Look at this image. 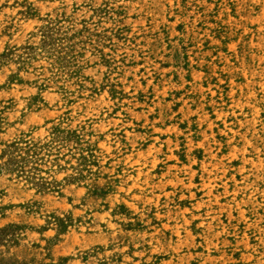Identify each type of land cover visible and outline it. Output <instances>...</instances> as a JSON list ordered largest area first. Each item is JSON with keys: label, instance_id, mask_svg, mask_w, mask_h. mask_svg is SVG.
<instances>
[{"label": "clouds", "instance_id": "obj_1", "mask_svg": "<svg viewBox=\"0 0 264 264\" xmlns=\"http://www.w3.org/2000/svg\"><path fill=\"white\" fill-rule=\"evenodd\" d=\"M27 2L40 10V16H44L45 12H51L53 9L59 11L62 6L71 9L73 0L43 2L27 0ZM75 2L79 3L80 0ZM100 3L101 0H95L96 5ZM5 4L15 12L20 0H15V7L14 0H0V6ZM213 5H218L220 15H216ZM117 6L123 7L128 16L136 13L137 29L133 37L136 43H129L110 53L105 49V53L112 57L111 66L104 68L96 65L79 78L86 89L94 86L99 94L94 97L85 94L83 101L73 110L65 101L79 92L78 85L68 91L57 89L59 95L51 104L37 93L38 99L34 103H29L28 107L21 103L20 109L15 113L16 116H20L21 112L24 115L30 111L41 113L39 127L45 130L44 133L37 132L36 135L28 137L30 141L48 144V150L40 153L43 159L35 161L40 169L36 178L59 185V191L63 193L62 197H56L59 207H54L48 201L47 195L41 196L35 188L31 189V198L43 201L39 214L32 221L34 229L46 224L48 213L55 212L57 216L63 218L75 205L80 206L77 214L83 217L82 226H75L83 239L78 238L76 241L55 240L57 236L55 223L50 224L46 228L47 231H33L46 240L53 241L56 249L49 250L58 253L61 245L67 248L70 264H97V261L104 260L108 264H157L153 256L157 251L171 257V264H187L188 260H191L192 264H201L202 260H210L211 264H264V163L257 167L251 162L264 161V118H261V126L256 129V134H253L251 110L247 117L237 113V118L248 121V130L241 134L240 129L246 125L238 124L236 119H233L231 127L236 129L237 134L231 135L227 143L225 137L230 135L227 127L223 136L211 131L212 128L219 126V121L212 115L213 109L227 112L229 115L235 111L234 107H229L225 99L227 94L221 85L225 84L229 76L232 79L239 77L237 70L239 50L251 51L248 48L247 37L256 35L257 25L253 21L258 23L261 28L260 35L264 37V0H211V3L209 0H171V3L169 0H115V3L109 5L110 8ZM84 14L88 15L86 12ZM169 14L178 17L179 22L186 23L189 31L176 34L172 26L163 19ZM113 19L118 23L124 17ZM168 32H171V35ZM142 33L145 35H141ZM146 36L149 39H146ZM188 42H191V48L188 49L187 66L177 67L173 53L181 52L183 55V49L187 47ZM205 42L206 52L202 47ZM229 42L238 46L236 55L232 50L226 49L225 46ZM225 57L232 63L225 64ZM88 59L96 60L97 57L90 55ZM141 61L143 63H140ZM163 63H168L170 69L162 71L160 65ZM214 63L223 64L232 71L225 73L220 71L219 67L213 69ZM141 68L144 69L143 72ZM84 76L90 79L94 77L93 84L90 85ZM186 76L196 78L186 79ZM0 83L3 81L0 80ZM58 83H63V80ZM35 87L46 85L37 84ZM110 91L117 94L110 95ZM257 91L260 95L250 97L247 102L264 112V87ZM138 94H143V99L139 98ZM75 99L80 101V96H75ZM88 100L92 103L89 104ZM241 100L244 102L245 98L242 96ZM209 104L211 105L208 109L209 117L205 118V106ZM177 105L180 106V110L174 111ZM193 108L200 119L189 121L188 117ZM49 112L54 113L50 121ZM209 119L212 121L211 124L208 123ZM182 124L188 126L176 132L169 129V125L180 128ZM193 124L197 125L195 129L191 127ZM53 126H59L64 131L75 130L80 137V143L78 145L57 143L48 135ZM164 129L169 131L164 132ZM26 130L33 131L31 127ZM15 131H20L19 126ZM164 135L169 139H163ZM242 136L251 143H245ZM189 139L191 143H187ZM197 140L200 141L199 145L196 143ZM146 143L153 145L150 152H144ZM233 143L240 146L251 160L247 169L241 173L242 181L235 185L238 197L232 198L229 194L228 199L231 201V210L239 212V209H243V212L247 213V219L243 214H238L232 217L224 228L217 223L213 225L212 230L205 232L204 229L209 222V219L205 218L204 228L196 233L201 237L199 241L193 236L189 238L186 247L181 244L173 248L162 228L153 232L151 223L153 209L163 214L173 205L180 192L191 191L194 202L197 199L195 193L200 189L198 184L192 183V178L208 171L205 169V173H201L200 161L195 155L196 150L198 148L204 150V158L209 165L219 164L220 156L210 158L214 153H220L221 148L228 151ZM85 145L91 146L90 152L84 151ZM137 151L143 153L139 160L136 156ZM172 152L177 156L187 154V167H180L179 161H172L176 167L169 168V156ZM81 155L88 157L90 161L84 169H81L79 159ZM237 155L241 153L237 152ZM153 157L159 160L160 171L168 168V173L164 177L152 176L151 173L156 167L153 164ZM228 159L230 157H225L224 164H227ZM29 167H32V164ZM231 171L235 172V169ZM213 174L217 177L220 175L219 171ZM76 176L83 178L75 182L68 181L69 177ZM170 180L174 182V186L164 201L158 202L157 193L163 196L164 188ZM219 183L222 185L223 181ZM27 187L25 186V190ZM93 188L103 190L102 193L99 191L95 193L100 199H90L92 194L90 190ZM69 197L71 203L67 202ZM18 198L24 200L28 196L21 192ZM81 200L87 203L82 204ZM120 205L125 206L127 214L121 213ZM101 211L105 221L111 220L116 224L115 228L105 227L103 231L98 229L100 217L96 213ZM194 212H198V209ZM192 214L194 213H190V218ZM89 217L91 224L87 222ZM137 220L143 225L146 234H153L146 238L140 237L138 233H128L120 227L121 224H134ZM84 229L88 231L85 232ZM90 235L99 237V242L104 245V251L95 256L92 253L97 250L91 245L96 241H89ZM37 238L33 236L23 240L19 247L10 248L7 252L0 245V255L8 257L15 254L16 259L20 260L21 250L27 248L30 255L36 254L37 264H56L55 256L46 260L43 255L44 249L32 248V240ZM130 245L134 247L135 255ZM188 249L192 250L191 256L186 254ZM197 249L200 251H196ZM86 253L89 259L84 261L82 256ZM210 253L213 254L211 257ZM113 254L122 256L123 259L113 262L111 259Z\"/></svg>", "mask_w": 264, "mask_h": 264}, {"label": "rangeland", "instance_id": "obj_2", "mask_svg": "<svg viewBox=\"0 0 264 264\" xmlns=\"http://www.w3.org/2000/svg\"><path fill=\"white\" fill-rule=\"evenodd\" d=\"M27 0H20L19 7L16 8V11L13 12L12 8H10L7 4L0 6V52L3 50L5 44L9 42L10 44H21L24 41L30 40L33 41L29 37V32L32 31L37 25L36 17H29L27 15L22 14L24 10V6ZM43 2V0H41ZM110 3H115V0H101L99 5L95 4V0H80L79 3H76L73 0L71 9L63 7L67 14L75 15L76 18H84L86 20V24H88V31L85 32V38L83 42V68L81 73L89 72L92 67L99 65L101 67L107 68L112 64V57L110 54L105 53V49H108V52L116 51L119 47L128 45L129 43L135 44L136 40L133 39L137 29L136 23V13H131L130 16L126 15L125 9L121 6H117L114 8H110ZM171 3V0H169ZM211 3V0H209ZM15 0L13 7H15ZM100 8L101 10L94 12L93 8ZM215 9L216 15H220L218 5H213ZM36 15H39V9H36ZM54 9L49 12L53 13ZM88 13L85 15L84 13ZM111 12V15L109 13ZM48 12H45V14ZM113 17L120 18L124 17L123 20H114ZM169 25L172 26L176 34H182L189 31L186 23L179 22V18L169 14L163 18ZM127 21V22H125ZM111 22V23H110ZM196 22L195 20L193 21ZM256 24V35L247 37L248 40V48L251 51L244 52V50H239V68L237 69L239 72V77L237 79H232L230 76L225 81V84H222L221 87L224 89V92L227 94L225 99L229 103V107L235 108V111L229 115L227 112H218L215 109L212 110V115L217 118L219 121V126L212 128V133L218 132L221 136L224 135V129L227 127L229 129V136L225 137V143H227L231 139V135H236V129L231 127L232 120L236 119L238 124H245L246 126L240 129L241 134L245 133L248 128V121L241 120L237 118V113H241L244 117H247L249 114V110H251L252 120V131L253 134H256V129L259 128L261 118H264V112H261L260 109L252 103H248L247 100L252 96H259L260 92L257 89L264 87V37L260 35L261 28L256 21H253ZM199 26V25H198ZM163 31H167L166 29H162ZM171 35V32H168ZM145 35V34H141ZM139 39V37H136ZM146 39L149 37L146 36ZM145 41H141L144 43ZM111 46V47H110ZM171 47V45H169ZM205 52L207 51V42L204 45ZM226 49H230L233 51L234 55L237 53L238 46L229 42L228 45L225 46ZM191 48V42H188L187 47L183 49V55L181 52H174L173 57L177 67L183 65L187 66V62L189 61L188 49ZM81 50V49H80ZM223 54V53H221ZM96 56V60H89V56ZM123 62V60L121 61ZM140 63H143L142 61ZM225 64H231L232 61L225 57ZM87 66V67H86ZM170 65L168 63H163L160 65L162 71H166L170 69ZM219 67L222 72H230L231 68H225L223 64L216 65L213 64V69ZM142 72L143 68L140 69ZM179 72V69H177ZM8 73L7 68L0 69V80L5 82L6 75ZM202 75V73H201ZM175 78V77H174ZM186 79H195V76H186ZM85 80L89 82L90 85L93 84L94 77L91 79L88 76L84 77ZM131 79V78H130ZM223 79V77H221ZM0 83V84H3ZM75 86L74 83L68 84V88ZM206 87L207 85H202ZM115 87V86H113ZM96 87H89L82 89L84 94H89L87 96L94 97L99 93L97 92ZM103 87L101 86V91ZM38 90L33 87L31 84H12L8 86H4L0 88V145L3 143L15 138L22 131H27L26 129L31 127L33 129L32 135H36L37 132L40 134L44 133V129L39 127L42 115L40 112H29L27 115H24L21 112L20 116H16L15 113L20 109L21 103H24L25 107H28L29 103H34L36 100H32V96L36 95ZM43 99L47 100V103L51 104L59 95V92L54 88H49L46 90H42L39 93ZM117 94L115 91L113 93L110 91V95ZM140 95V94H138ZM244 97L245 100L242 102L241 97ZM141 99H143V94L140 95ZM84 97H81L78 103L72 105L73 109H75L80 102H82ZM88 103L91 104L92 101L88 100ZM211 107L209 104L205 106L204 117H209L208 109ZM180 106L177 105L174 108V111H179ZM195 108L192 109L191 115H189V121L196 119L199 120L200 117L195 114ZM54 113L49 112V121ZM21 116H23V121L21 122ZM151 119V117H148ZM139 119V116H137ZM209 124L212 123L211 119L208 121ZM19 126L20 131H15V128ZM187 124H182L180 128H177L175 125H169V129L173 132L180 131L183 127H187ZM193 129L197 127V125H191ZM169 129H164V132H168ZM139 131V130H138ZM201 137H203V133H201ZM165 140H168L169 137L164 135L162 137ZM242 138H244L242 136ZM219 139V137H217ZM245 143H251L246 138H244ZM192 141L189 139L187 143H191ZM197 145L200 144V141H196ZM153 145L151 143H146L144 145V152H150ZM2 147H0L1 150ZM237 152H240L241 155H237ZM223 153V155H220ZM220 153H214L210 159H215L216 156H220L219 164H211L205 161L204 158V150L202 148H198L195 152L196 158L200 161V170L201 173H205V169L208 171L205 174L197 175L192 178L193 184L199 185V191L195 193L197 199L193 202V193L189 192H180L173 205L165 211L163 214L155 212V208L153 209V218L151 220L153 226V232L157 229L162 228L164 230V235L168 238V243L175 248L177 245H187L190 237H195L197 241L201 239L196 233L204 228L205 218L209 219L207 224V228L204 229L205 232L212 230L213 225L219 223L221 228H224L228 221L238 215L243 214L244 218L247 219V213L243 212V209H239V212H233L231 210V201L228 199L229 194H231L232 198L238 197V193L236 192L235 185L240 183L243 179L241 173H243L247 167L248 163L251 160L250 157H247L246 154L243 153V150L240 146L233 143V146L228 151H225L224 148L220 149ZM137 160H139L143 153L137 151L136 153ZM225 157H230L228 159L227 164H224ZM128 159V157H126ZM188 157L187 154L182 156H177L175 152H172L169 156V168H175L176 164L172 161H179L180 167H187L186 161ZM134 163L136 161H133ZM253 165L259 167L261 163L264 161H251ZM153 164L156 165L152 171V176L156 177H164L168 173V168H165L163 171L159 170V160L156 157H153ZM195 169V166H193ZM231 169H235V172H232ZM219 171L220 175L217 177L213 173ZM227 177V179H225ZM219 181H223L221 185ZM157 183H160L157 181ZM25 186H27L22 181L13 178L12 176L2 175L0 176V227L8 224V223H16L22 225V229L18 230L15 233V237L10 236L6 241L1 243L4 251L7 252L10 248L19 247L21 241L27 240L30 237L36 236L37 239L32 240V248L33 249H44V259L48 260L55 256L56 262L62 258L67 257L66 261H63L62 264H70L69 252L67 248L63 245L57 251H52L56 249L55 244H49L46 242L45 238L39 235L36 231H47V227L50 225L48 223L49 217L51 215H56L55 212L48 213L46 217V224L41 226L39 229H34V225L32 223L33 219L39 214L40 209L42 207L43 201L40 199L31 198V189L27 187L25 190ZM174 186L173 181H168L167 186L164 188V195L160 196L157 193L158 202H163L165 197H167L171 191V188ZM91 191L90 199H100V197L95 196V189L93 188ZM23 192L25 196L28 198L21 200L18 198V195ZM103 192V191H102ZM101 192V193H102ZM223 193V195H221ZM41 196H46L48 201H50L51 205L54 207H59L58 201L56 197H62L63 193L58 190V192H48V193H39ZM203 197L204 199H201ZM215 201V203H212ZM68 203H71V197L68 198ZM81 203H87L85 200H81ZM239 208V204H238ZM195 209H198V212H194ZM80 211V206L75 205L72 209L64 214V219L67 222V227L63 231V233L58 234V238L55 240L60 241H76L78 238L83 239L80 236V231L77 225L82 226L81 215L77 213ZM122 214H127L126 209L120 208ZM190 213H194L191 215ZM202 214V216H201ZM218 214V215H217ZM96 215H99L100 220L97 225L98 229L103 231L105 227L115 228L116 224L109 220L105 221L103 212H97ZM111 215V214H110ZM57 216V215H56ZM179 217V220H177ZM180 221H183L181 223ZM91 224V217H89L88 221ZM121 229L128 233H138L140 237H145L148 235H152L153 233H145L143 225L139 220H137L134 224H121ZM36 230V231H33ZM85 232L88 229H84ZM99 237L89 236L88 240H95L96 242L92 243V248L96 249V252H93L92 255L95 256L100 252L104 251V245L99 242ZM207 239V236L204 237ZM133 249V255H135V250L132 245L129 246ZM111 248V245H109ZM207 248V244L205 245ZM52 249V250H49ZM196 251H200L197 249ZM22 259L19 261L26 262L28 264H37V256L35 253L29 254V250L24 248L21 250ZM188 256L192 255V250L188 249ZM210 257L213 254H209ZM154 259L157 261V264H171V257H169L166 253H160L159 251L153 254ZM49 257V258H48ZM0 258H10L16 259L15 254L12 256L5 257L0 255ZM89 259L88 254L82 256V260L87 261ZM112 261L122 260V256H117L113 254L111 257ZM97 264H108L106 260L97 261ZM187 264H192L191 260H188ZM201 264H211L210 260H202Z\"/></svg>", "mask_w": 264, "mask_h": 264}, {"label": "trees", "instance_id": "obj_3", "mask_svg": "<svg viewBox=\"0 0 264 264\" xmlns=\"http://www.w3.org/2000/svg\"><path fill=\"white\" fill-rule=\"evenodd\" d=\"M99 10L101 9L98 7L93 8L94 12ZM22 14L37 19L38 24L29 32V37L33 41L27 40L21 44L7 42L5 44L0 52V69L7 68L8 73L5 82L0 84V88L12 84H31L33 87L37 84L46 85V87H35L40 93L42 90L51 87L56 91L57 89L68 91L70 89L66 85L74 83L75 86H79V92L74 93L72 97L65 101L69 108L73 109L72 105L79 102L75 99V96L79 95L81 99L85 95L82 91L85 87L80 83L79 78L82 76L81 70L84 65L81 61H83L84 50L82 45L85 32L88 31L86 20L67 14L63 6L59 11L54 9L53 13L48 12L44 16L36 15L35 8L28 2L24 6ZM61 80H63V83H58ZM36 95L32 96V100L38 99ZM48 135L52 136L57 143L62 142L64 145H78L80 143V137L75 130L64 131L59 126H53ZM29 136H33L32 132L22 131L15 138L2 144L0 150V176H12L28 187L35 188L38 193L58 192L59 185L45 182L42 178H36L40 169L35 161L43 159L40 153L48 150V144H39L35 140L30 141ZM84 151L90 152L91 146L85 145ZM79 159L81 169L86 168L90 162L88 157L81 155ZM30 164H32V167H29ZM82 178V176L69 177L68 181L75 182ZM95 191L101 193L103 190L95 189ZM124 207V205H120V208ZM48 223H55L59 234L60 231L63 233L67 227L64 217L61 218L56 215H51ZM22 227V225L16 223H8L0 227V244L10 236L15 237V233L21 230ZM56 238H58V235L54 239ZM45 241L54 244L53 241ZM66 260L67 257H62L56 264H62ZM0 264L28 263L10 258H0Z\"/></svg>", "mask_w": 264, "mask_h": 264}]
</instances>
